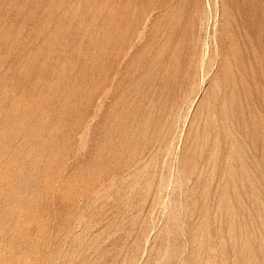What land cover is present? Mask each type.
Here are the masks:
<instances>
[{
  "label": "rangeland",
  "instance_id": "obj_1",
  "mask_svg": "<svg viewBox=\"0 0 264 264\" xmlns=\"http://www.w3.org/2000/svg\"><path fill=\"white\" fill-rule=\"evenodd\" d=\"M0 264H264V0H0Z\"/></svg>",
  "mask_w": 264,
  "mask_h": 264
}]
</instances>
